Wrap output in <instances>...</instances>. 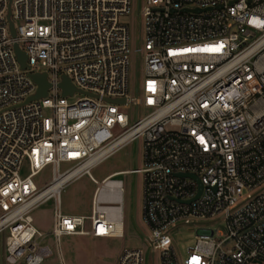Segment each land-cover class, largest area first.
I'll use <instances>...</instances> for the list:
<instances>
[{
  "label": "built area",
  "instance_id": "built-area-1",
  "mask_svg": "<svg viewBox=\"0 0 264 264\" xmlns=\"http://www.w3.org/2000/svg\"><path fill=\"white\" fill-rule=\"evenodd\" d=\"M8 6L0 0L4 263L43 264L49 238L58 248L64 236L122 238V181L98 182L90 171L136 142L142 167L122 174L141 176L146 242L159 264H264V0H145L134 96L129 28L120 22L131 0H11L14 37ZM34 73H45L49 88L23 104L37 90ZM63 76L71 95H62ZM139 107L148 110L141 118ZM46 167L52 177L38 188L32 179ZM82 176L96 186L90 215L63 214L60 194ZM49 200L44 234L30 214ZM181 226L196 233L182 257L170 236ZM143 262L141 249L123 248L114 264Z\"/></svg>",
  "mask_w": 264,
  "mask_h": 264
},
{
  "label": "rangeland",
  "instance_id": "rangeland-1",
  "mask_svg": "<svg viewBox=\"0 0 264 264\" xmlns=\"http://www.w3.org/2000/svg\"><path fill=\"white\" fill-rule=\"evenodd\" d=\"M145 6V0H131V11L128 16L120 17V22L129 28V71H128V92L134 94L136 83L142 79V62H137L136 48L143 45L142 19L139 10ZM18 25V22H15ZM140 96V94H139ZM76 99V97H75ZM71 100L70 102H73ZM148 110L139 107L138 117L146 115ZM134 118V109L128 110ZM47 114V112H45ZM142 148L140 144H128L118 152L96 165L91 169V175L101 181L104 177L114 171H129L136 167H142ZM66 165H62L64 170ZM50 167L44 168L33 179V183L42 188L51 179ZM122 181V213H123V237L122 238H92L89 236H64L60 239L59 248L53 245L52 239L46 242L52 248V254L43 264H114L117 256L123 248H139L144 253L143 264H159V254L151 253L146 242L149 230L142 221V180L141 176L121 175L116 178ZM95 185L86 176L73 181L64 188L60 194L61 212L67 215H90L91 199ZM52 200L40 205L31 214L33 225L42 233L50 232L52 225ZM200 227L211 228L216 234L223 231L221 222H200ZM85 229H89V221H86ZM7 233L0 234V252L4 248V241ZM173 248L179 256H184L188 247L196 239L193 226H181L171 231Z\"/></svg>",
  "mask_w": 264,
  "mask_h": 264
},
{
  "label": "water",
  "instance_id": "water-1",
  "mask_svg": "<svg viewBox=\"0 0 264 264\" xmlns=\"http://www.w3.org/2000/svg\"><path fill=\"white\" fill-rule=\"evenodd\" d=\"M8 1H9V6H8L7 19L9 22V31H10L11 35L14 37L15 36V30L13 27V23L10 20V2H11V0H8ZM13 50H14L15 56L17 58V61L20 64V67L22 69H26L27 68V66H26V60H27L26 54L17 45H13ZM29 76L35 82V84L37 86V90H36L35 94L30 96L28 99H26L23 104H26L30 101L38 100L39 98L45 97L46 93H47V89L49 88V84L47 83L45 73H41V74L34 73V74H29ZM59 87L62 90L63 96L71 95L75 90L74 87L71 85L70 81L64 76L61 79ZM113 102H124V101L121 99V100L113 101ZM189 177L194 179L196 182H198V180L196 178H194L193 176H189Z\"/></svg>",
  "mask_w": 264,
  "mask_h": 264
},
{
  "label": "crops",
  "instance_id": "crops-1",
  "mask_svg": "<svg viewBox=\"0 0 264 264\" xmlns=\"http://www.w3.org/2000/svg\"><path fill=\"white\" fill-rule=\"evenodd\" d=\"M122 172H125V171H114V172H112V173H110V174H108L106 177H104L102 180H104L105 178H107V177H111V179H113V180H116V181H120V180H117L116 178L118 177V176H121V175H123L122 174ZM126 175V174H125ZM80 179V178H79ZM78 180V179H77ZM101 180V181H102ZM76 181V180H75ZM90 181V180H89ZM101 181H98V182H101ZM91 182V181H90ZM72 183V182H71ZM92 183V182H91ZM93 184V183H92ZM94 185V184H93ZM68 186V185H67ZM96 187V186H95ZM95 191V190H94ZM93 194H94V192H93ZM92 197H93V195H92ZM89 230V229H88ZM85 236V235H84ZM90 237V236H89ZM96 239H100V238H96ZM3 254H4V248L2 249V251L0 252V264H5L4 263V261H3Z\"/></svg>",
  "mask_w": 264,
  "mask_h": 264
},
{
  "label": "bare ground",
  "instance_id": "bare-ground-1",
  "mask_svg": "<svg viewBox=\"0 0 264 264\" xmlns=\"http://www.w3.org/2000/svg\"><path fill=\"white\" fill-rule=\"evenodd\" d=\"M62 181H57L56 183H54L53 187L49 190H54V189H57L58 185L61 183Z\"/></svg>",
  "mask_w": 264,
  "mask_h": 264
}]
</instances>
